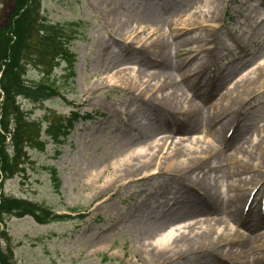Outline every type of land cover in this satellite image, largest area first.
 Returning a JSON list of instances; mask_svg holds the SVG:
<instances>
[{"label": "rangeland", "instance_id": "rangeland-1", "mask_svg": "<svg viewBox=\"0 0 264 264\" xmlns=\"http://www.w3.org/2000/svg\"><path fill=\"white\" fill-rule=\"evenodd\" d=\"M40 5L50 22L77 25L79 33L70 45L74 77L68 79L62 63L52 76L60 96L39 103L20 98L18 106L43 128L49 113L78 117L61 143L49 141L43 151L25 149L26 157L18 160L23 170L0 181V189L71 218L47 224L29 216L1 218L0 246L12 252L13 262L249 264V257L240 256L237 262L229 255L249 250L264 264V222L259 223L257 212L246 222L239 216L248 201L255 208L264 206V0H41ZM110 7L117 42L109 38L113 30L102 17ZM12 10L13 0H0V28ZM196 18L219 30L207 37L199 32L176 37L173 24ZM122 29L135 31L136 40L155 30L165 32L162 55L174 63L185 60L175 72L170 102L163 97L167 90L151 97L141 92L140 85L164 68L139 44L127 48L129 42L121 38L128 36H118ZM191 37L193 47L211 50L205 64L200 56L190 61L186 55L179 57V42ZM236 43L240 50L228 54L225 48ZM222 71L227 79L211 92ZM118 73L120 80L110 79ZM188 73L190 80L183 77ZM25 79L40 81V70L28 65ZM161 97L173 105L169 116L156 107ZM236 98L239 103L234 104ZM220 101L225 106L215 107ZM227 108L233 110L228 115L223 113ZM192 109L198 116L191 119L193 128L184 131L179 122ZM209 144L216 152L212 158L200 153ZM174 145L181 148V156L167 167ZM192 149L198 151L196 164L204 167L200 172L183 170ZM180 171L187 176L178 177ZM201 172L210 174L203 178ZM208 194L220 210H201ZM231 196L236 198V219L229 216ZM201 230L212 231L210 240L177 256L173 239ZM167 233L170 239L159 247Z\"/></svg>", "mask_w": 264, "mask_h": 264}, {"label": "trees", "instance_id": "trees-1", "mask_svg": "<svg viewBox=\"0 0 264 264\" xmlns=\"http://www.w3.org/2000/svg\"><path fill=\"white\" fill-rule=\"evenodd\" d=\"M40 1L13 0L9 21L0 28L1 181L11 179L23 170V163L18 160L26 157L25 149L44 150L47 140L42 139V134L48 141L59 143L60 138L65 139L68 135L73 119L77 118L76 113L70 117L49 113L43 128L42 123L32 120L18 106L20 98L39 103L60 96V88L52 82V76L61 63L65 64L68 79L74 77L75 56L70 45L79 33L77 25L50 22L41 14ZM28 65L40 70V81L25 79ZM5 216H29L38 224L69 218L36 203L6 195L0 189V219ZM0 264H15L12 252L1 246Z\"/></svg>", "mask_w": 264, "mask_h": 264}, {"label": "bare ground", "instance_id": "bare-ground-1", "mask_svg": "<svg viewBox=\"0 0 264 264\" xmlns=\"http://www.w3.org/2000/svg\"><path fill=\"white\" fill-rule=\"evenodd\" d=\"M111 9L112 8L110 7V8H108V11H107V9L103 10L102 17L104 19H106L107 24L112 27L113 32L112 31L109 32V38H111V39L115 38V41H116L117 39L115 37L116 36L115 34L118 32L117 31L118 29H116L115 23L113 22V15L114 14L112 13ZM205 23L206 22L203 21L201 18H196V19H192V20H184L183 22L179 23L180 26H176L178 24H173L172 26L174 27L175 31L178 32V34L176 35V37H178V38L180 37L181 34L182 35L183 34H192V33H196V32H199V33L203 34V36L207 37L210 34L219 30V27L213 28L209 25H206ZM174 29L169 28V30H172V31H174ZM132 31H126V29H122L121 33L120 32L118 33V36L119 35H122V36L127 35L128 36V37L121 38V39H123L122 40L123 42H129L128 44H126L127 48L132 49V48H134V44H139L138 47L141 50H143L145 53H147L151 58H157L158 59V60L153 59V62L155 64H158L162 68H164V72H162L160 74L153 73L152 75H154V78H152L150 80L148 79L140 85V86H144L143 89H141L142 90L141 92H143V94H145L146 96L151 97L153 94H156L159 92H165L167 90L168 93L163 95V97L165 96V99L168 98L169 102H170L171 98L168 95L169 90L172 89V86H174L177 83V80L174 77L175 72H177L179 70V63L180 62L182 63V61L184 62L185 60L175 61V63H174V61H171L169 58L166 59L165 56L162 55L163 50L161 49V47L165 44V38H166L165 32H161L160 30H155V31H153L152 35L150 36V37L154 36L153 39L150 37H148L147 39L146 38L144 39V37L143 38L140 37L139 39L136 40L137 35H135V31H133V32ZM229 36H231V35H229ZM195 39H197V38H195ZM236 39L240 41L239 37H237ZM194 42L195 41H194L193 37H191L190 39H188V38L181 39V42H179V46H178V55H180L179 57H181L182 55H186L188 57L189 61L193 60V59H197V57L200 56L201 58H203V60H204L203 63L205 64L206 58L208 56L212 57L211 50L209 49L207 51L206 49L199 47V46L193 47L192 45L194 44ZM149 49H152V51L148 52ZM202 51H205V52L201 53ZM118 74L119 75L113 74L112 76H110V79L116 78L115 80H120L121 73H118ZM152 75H149V76L152 77ZM183 77H186L185 78L186 80H190L191 76L188 73L187 75H184ZM216 77L217 78L215 80V83L213 85V89L211 90V92H213L216 89L215 85L220 86V84L227 79V75L225 74L224 71L220 72L219 74H216ZM156 78H157V82L154 83L153 85H151V81L156 79ZM140 88H142V87H140ZM165 99L161 97L160 99H157V103H155V104H156V107L161 112H163V114L166 113L168 115L167 112H170V111L172 112L173 105H171L169 103L167 104ZM238 100L239 99L236 98V99H233L232 101H234V104H236V103H239ZM218 105H219V107H222V108L225 106V105H223V103L221 101L219 103H217V105L215 107H218ZM224 111H223V113L228 115L229 111H233V110L230 108H227V109H224ZM183 115H184L183 118L185 120L179 122V124H180L179 127H180V129H183L184 131H190L193 128L192 127L193 124L191 123V119L198 116L197 112L195 109H192V110L185 111ZM205 122L208 123V125L210 126L213 124L214 121H212L210 118H207ZM210 128L212 131L214 126H211ZM222 138H221V140H222ZM192 150L193 151L188 150V152L190 153V151H191V155H193V157L186 158V160H185V166L186 167H184L183 170L184 169H196L197 171L200 172L203 170L204 167H203V165L196 164L198 161L197 156H196V154H198V151H196L195 149H192ZM170 152H171V154H169L168 158L171 159V161L168 162L167 167H172L174 164H177V163H174L173 160L176 159L177 157L181 156V148L174 145L173 149H171ZM145 153H146V151H145ZM145 153L143 154V156H145V155L147 156V154H145ZM200 153L201 154L206 153L207 155H209V158L216 156L215 155L216 152H215V150H213V146L211 144H209V146L206 145L205 149L201 150ZM155 156H157V154ZM235 161H237V160H235ZM238 166L241 167L240 161H238ZM215 168H216L215 166H212V170H214ZM181 171L178 173V177H180L182 179V178H185L187 175H185L186 174L185 172H181ZM236 172L238 175L239 171L237 170ZM201 174H203L202 177L205 178V176L207 174H210V173L209 172H201ZM256 177H257V175L253 174V179ZM194 181L197 184L201 185V179L196 178ZM196 188H197V190L198 189L200 190V187L198 185ZM199 194H200V192H199ZM193 195L198 200V197L194 193H193ZM215 199H216V197H215ZM207 200H208V202L206 204H204L203 207L201 206L202 207L201 210L206 211L208 213L209 212H216L217 210H220V204H218L214 201V195L208 194ZM203 202H206V201L203 200ZM227 202L229 203V208H230L229 216L233 219H236V217H237L236 216L237 215V209H236L237 205L235 203L236 198L231 196ZM232 206H233V208H232ZM260 210H261V208H259V210H257V211H252L251 213L257 212L259 214V218H260L259 223L263 224L264 216L260 217V215H261ZM239 216H240V213H239ZM254 226H255V224L251 225V227H254ZM170 237H171V233H167L165 236H163V238L161 239V242H159V244H160L159 247H161V245L165 246V242L168 241L170 239ZM211 237H212V231L207 232V231L201 230L200 232H196L195 234H184L182 232L175 239H173L174 243H175V247H178V251L180 252L179 254H177V253H175V254H177V256H185L187 254V252H189L193 248L201 245L203 243V241L205 242L206 240H210ZM229 255H232V257H234L235 261H237V262L239 261L240 256H245V257H249V259L252 260L249 264H251V263L252 264H258L257 261L254 260V255H252L249 252V250L244 251V252H242V250H239L236 253H232V254L229 253ZM160 258L161 257H158V259H160ZM239 264H246V262H244V263L240 262Z\"/></svg>", "mask_w": 264, "mask_h": 264}]
</instances>
